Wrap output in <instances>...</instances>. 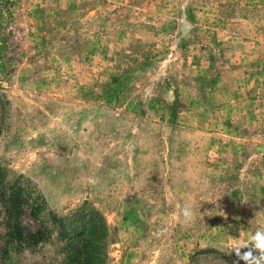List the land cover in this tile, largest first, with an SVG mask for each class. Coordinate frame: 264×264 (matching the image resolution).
I'll return each mask as SVG.
<instances>
[{
  "label": "rangeland",
  "instance_id": "374dc122",
  "mask_svg": "<svg viewBox=\"0 0 264 264\" xmlns=\"http://www.w3.org/2000/svg\"><path fill=\"white\" fill-rule=\"evenodd\" d=\"M258 229L264 0H0V264H233Z\"/></svg>",
  "mask_w": 264,
  "mask_h": 264
},
{
  "label": "clouds",
  "instance_id": "9594fccd",
  "mask_svg": "<svg viewBox=\"0 0 264 264\" xmlns=\"http://www.w3.org/2000/svg\"><path fill=\"white\" fill-rule=\"evenodd\" d=\"M183 22L185 24L186 29L190 30L191 24L187 21V18H183ZM99 178L97 177H89L88 183L90 185L95 186L98 184ZM197 210L194 204H185L183 205L178 213L177 219L187 225L193 222L196 219ZM239 231V235L243 230V226L237 229ZM164 231H167L165 229ZM235 242L234 247L231 249L237 258L233 264H240L242 261L243 264H264V230H256L254 232H250L246 239H233ZM242 249L246 250L242 252ZM220 264H224L223 261L220 260Z\"/></svg>",
  "mask_w": 264,
  "mask_h": 264
}]
</instances>
